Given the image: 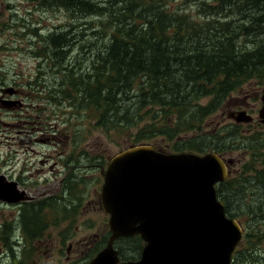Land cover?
Wrapping results in <instances>:
<instances>
[{
    "label": "trees",
    "instance_id": "trees-1",
    "mask_svg": "<svg viewBox=\"0 0 264 264\" xmlns=\"http://www.w3.org/2000/svg\"><path fill=\"white\" fill-rule=\"evenodd\" d=\"M44 2L74 17L44 35L37 33V27L32 30L41 45L32 51L41 61L39 80L32 89L55 104L60 103L55 93L79 109L87 102L93 127L109 136L124 134L135 145L160 138L170 146V153L213 152L225 158L237 150L252 152L218 185L217 195L226 215L246 229L231 264H264L260 256L264 252L260 134L255 132L252 142H243L240 126L232 123L216 128L215 133H203L207 119L230 95L253 80L264 83V0ZM77 46L82 56L86 54L88 66L86 74L79 76L72 62ZM47 72L56 78V89L46 95ZM203 99L205 104H201ZM7 109L0 108L2 112ZM258 157L260 163L251 175ZM256 191L260 196L256 197Z\"/></svg>",
    "mask_w": 264,
    "mask_h": 264
},
{
    "label": "water",
    "instance_id": "water-1",
    "mask_svg": "<svg viewBox=\"0 0 264 264\" xmlns=\"http://www.w3.org/2000/svg\"><path fill=\"white\" fill-rule=\"evenodd\" d=\"M258 111L264 125V92ZM236 122H250L236 112ZM231 160L208 152L163 153L145 144L114 156L102 173L101 203L110 236L90 264H117L113 242L140 236V260L126 264H231L243 229L225 213L217 187ZM0 175V202L25 200L15 182Z\"/></svg>",
    "mask_w": 264,
    "mask_h": 264
},
{
    "label": "flooded vegetation",
    "instance_id": "flooded-vegetation-1",
    "mask_svg": "<svg viewBox=\"0 0 264 264\" xmlns=\"http://www.w3.org/2000/svg\"><path fill=\"white\" fill-rule=\"evenodd\" d=\"M243 87L236 92H242L243 89L248 91ZM19 94L16 92L14 96ZM249 97L248 94H244L242 99L237 98L236 100L239 99L240 102L239 111L234 105L225 117L236 125H241L233 120L236 112L244 111L251 116V113L257 110L253 105H248ZM16 101L19 108L22 107V102ZM53 104L52 107L58 106ZM67 105L65 102L61 107L68 109L67 112L49 111L42 114L37 112L29 114L27 111H21L22 118L32 115L37 118V121L31 125L24 122L26 125L20 126L22 128L15 130V133L32 136L33 140L20 146L7 143L5 147L3 154L5 180L8 183L15 182L18 191L26 199L11 204L0 203L10 209L8 220L1 224L0 240L10 254L16 251V246L21 245L18 260H23L24 252L27 257L33 259L43 254L46 258L52 256V261L59 260L63 254L67 259L72 254H80L82 260L80 261L90 264L97 253L105 247L110 236L109 215L105 214L102 208L101 189L104 183L102 173L114 156L107 162L101 151L89 157L93 147L87 140L82 142L90 128L88 104L86 102L80 109L78 105H68V108ZM219 112L221 115V110ZM223 115L224 113L221 116ZM254 122L257 120L253 119L251 124ZM100 132L102 133L101 130ZM103 135L106 138L109 137L107 134ZM39 136H46L47 142L39 140ZM251 153L246 152V157H249ZM230 160L232 162L227 167L231 174L232 168L240 163V159L230 158ZM41 182L50 184L52 188H42ZM91 187H93V200L96 204L94 209H99L103 215L104 233L98 235L95 232L76 238V232H73L74 229H79L76 226L79 216L76 214L84 206L83 200L89 195ZM11 218H13L12 222ZM56 222L58 225H55ZM47 228L55 232L47 235L45 232ZM82 228L89 230L83 226V223ZM144 246L145 243L140 236L115 239L113 249L117 252V264L139 261Z\"/></svg>",
    "mask_w": 264,
    "mask_h": 264
},
{
    "label": "rangeland",
    "instance_id": "rangeland-1",
    "mask_svg": "<svg viewBox=\"0 0 264 264\" xmlns=\"http://www.w3.org/2000/svg\"><path fill=\"white\" fill-rule=\"evenodd\" d=\"M193 15L196 16L194 12ZM0 16V108H8L7 112H2V110H0V175H4L6 173L3 171V162L5 161L3 154L5 152L6 144L12 143L20 146L33 140L32 136L29 137L27 135H21V133H15V130L22 128L20 126L26 125L24 122H28V125H31L37 121V118L32 115H27L26 118H22L21 111H27L29 114H33L34 112L42 114L48 113L49 111L55 113L59 111H69L68 109L61 108L65 104L64 95L55 93L54 96L57 97L56 100H59L60 104L56 107H52L54 104L49 97L40 95V93L35 92L32 89L35 82L39 80L37 73L41 65L39 64L41 63L40 59L32 54V51L36 52V50L41 49V45H39L40 39L37 44V39L32 37V30L37 27V33L39 35H44L49 29L54 31L59 27L65 26L67 22L72 20L74 15L63 9H56L53 5L50 6L48 3H45L44 0H0ZM21 21H23V25L21 24ZM24 27H26V29H23ZM73 49L75 50L74 52H76L72 60V62L75 61V66L73 67H77L75 70V76L86 74V71H88L86 54L83 56L81 55L80 46ZM42 73H44V68L42 69ZM52 77L53 75L50 76V72L45 74V79L43 81L47 84L45 90L46 95L49 90L56 89V85H54L56 78ZM61 77L62 74H60L57 79L60 80ZM78 78L79 77H74L73 79L76 80ZM69 79L72 80V77ZM66 85L67 83L61 85L60 88L65 87ZM243 88L248 89V91L243 89L242 92H235L225 100L220 108L221 115L224 113L223 116L220 115L219 110L212 117L207 119L206 129L203 133H215L218 128L225 127L232 123L234 126H240V133L242 132L243 140L240 138L239 140L243 142H252V134L259 132L260 135L257 142L260 144V149L264 147V125L259 122L258 111L261 106L259 99L264 92V83L261 84L259 81L253 80L246 83ZM16 92H19L20 94L14 96ZM244 94L250 96L249 100H246L248 105H253L257 108L256 112L251 113L250 116L252 120H257V122L251 124L252 120L250 122L248 121V123L235 121L237 124H242L236 125L234 122L226 118L225 115L234 105L237 106V109L239 108L238 106L240 105V102L239 99H236H242ZM16 100L22 102V107L19 108L18 101ZM206 102L207 100L203 99L201 104H205ZM93 122V117H91V112L89 111L88 125L90 128L82 139V142L87 140L93 147V149L90 150V153L92 154H90L89 157H92L93 154L101 151L104 153L105 162H107L109 158H112L115 154L117 155L119 152L124 151L131 146H140L132 144L134 142L128 140L124 134H111L106 138L99 129L93 127ZM118 133H121V131L119 130ZM190 137L191 135H187V138ZM177 138L178 137L173 141H176ZM39 140L47 142L46 136H39ZM227 140L231 142L232 138L227 137ZM155 141L156 142H151L148 145L155 146V148H158L162 152L170 153V146H166L162 139L158 138ZM258 155L261 157L260 151ZM245 157L244 150H237L233 155H226L225 159H240V162H245L247 160V157ZM260 157H258L256 162L252 165L253 169L249 174L253 175V171L257 169L261 160ZM239 164L241 163H238L237 165ZM41 186L42 188H52L51 185L46 184V182H41ZM255 194L256 197L260 196L257 191ZM93 198V187H91L89 195L83 200L84 206L81 207L80 211L76 214L79 216V220L76 223V226H78L79 229L73 230V232H76V238H82L95 232L98 235L104 233L105 227L103 225V215L99 209H94L96 204ZM9 210L10 209L0 204V226L8 220L7 216ZM11 219L12 222L13 218ZM256 221L261 220L257 217ZM82 223L83 226L89 230L83 229ZM238 223L242 227L241 222L238 221ZM260 224L263 226L264 221L263 223L260 222ZM55 225H58V223L56 222ZM242 229L244 235L246 229L245 227ZM15 231H17V229H15ZM45 232L49 235L50 232L55 231L47 228ZM20 250L21 245L16 246V251L10 254L6 251L0 240V264H85L84 262H81L80 254H72L69 259L63 254L59 257V260L52 261V256L46 258L44 257L45 254H43L41 257L35 256L33 259L32 257H27L24 252L25 257L23 256V260H18ZM262 255L264 256V252H261L260 256ZM260 256L258 258H261ZM247 260L254 261L249 256H247Z\"/></svg>",
    "mask_w": 264,
    "mask_h": 264
}]
</instances>
